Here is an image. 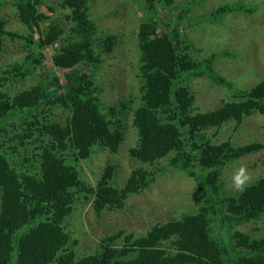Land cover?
<instances>
[{
  "label": "trees",
  "instance_id": "trees-1",
  "mask_svg": "<svg viewBox=\"0 0 264 264\" xmlns=\"http://www.w3.org/2000/svg\"><path fill=\"white\" fill-rule=\"evenodd\" d=\"M88 1H59L69 11L66 26L39 11L41 0H0L19 25L7 29L0 17V53L8 43L19 52L0 69V264H264V176L243 192L223 179L226 166L264 143L212 141L228 120L264 114V77L235 89L215 68L232 50L193 55L197 47L170 14L176 10L185 20L198 0H143L135 44L138 99L107 104L93 74L113 54L117 35L99 28ZM258 8L246 0L225 2L191 20ZM55 44L53 66L72 70L64 82L41 66V50ZM200 76L225 85L232 96L200 110L189 83ZM128 112L134 129L128 155L138 165L122 179L113 163L102 166L94 183L84 179L77 164L95 152L118 151L126 139L120 116ZM163 159L193 180L197 199L146 232L103 234L91 251L78 254L71 228L77 205L89 202L98 215L122 209L155 181ZM247 224L251 230L238 228Z\"/></svg>",
  "mask_w": 264,
  "mask_h": 264
},
{
  "label": "rangeland",
  "instance_id": "rangeland-1",
  "mask_svg": "<svg viewBox=\"0 0 264 264\" xmlns=\"http://www.w3.org/2000/svg\"><path fill=\"white\" fill-rule=\"evenodd\" d=\"M59 1L41 0L38 8L39 11L57 18L67 26L69 24L64 19V14L69 11L58 7ZM142 1H88V13L99 28L117 35L118 42L113 54L103 57L104 60L98 64L93 74L96 83L102 85L100 98L107 104H115L121 100L129 101L133 97L136 101L138 99L140 82L137 77L138 64L135 56L138 50L135 44L137 25L144 16L141 9ZM235 1L237 0H198L192 5V11L187 16L190 25H188V18L185 17V20H182V16L179 18L176 10H173L170 15L180 33L189 37L197 47L193 51L195 57L206 56L212 51L226 48L232 50L234 56H219L215 62V68L220 75L232 83L235 89L249 88L264 77V0H246L255 7L259 5V8L251 13L231 10L232 12L222 14L220 20L217 21L209 19V16L204 19L200 18L197 22L191 20V16L194 18L200 13L208 14L217 5ZM51 7L55 10L52 11ZM185 7L189 9L188 7L191 6L186 5ZM177 10L180 11L179 8ZM158 11L159 14L164 13L161 8H158ZM0 17L5 19L7 29L19 30V25L14 18L9 17L7 11L1 10V6ZM44 24H47V21L43 22ZM55 46L56 44L41 50V66L44 69L47 68L50 74L59 76L64 82L67 78L66 74L71 73L72 70L53 66L51 56L56 51ZM17 57H19V52L8 43L0 53V69L7 61H12ZM29 82L30 79L26 77L24 84L27 85ZM189 83L195 93L196 105L200 106V110L212 109L232 96V91L225 85L216 84L205 76L190 78ZM120 118H122L125 141L116 153L95 152L92 153L89 161L77 164L84 179L94 183L101 173L102 166L108 163L116 165V171L120 174L119 179H122L130 168L138 165L128 155V148L133 143L132 112ZM214 129L210 127L207 131L211 133ZM228 138L235 144L256 140L264 143V114L252 113L239 123L233 119L228 120L217 130L212 141L218 142ZM161 163L164 166V172L159 170L150 187L140 194L131 195L122 209H104L98 215L89 202L77 205L72 217L71 228L72 237L79 242L78 254L91 251L103 234L112 235L123 229L128 232H146L153 223L172 219L176 215L175 209L180 210L189 201L197 199L193 180L184 172L169 166L166 159H163ZM241 165L247 168L251 180L257 176H264V148L224 168L223 179H225L227 188L232 191L236 190L232 183L234 170ZM167 168L172 171L169 172ZM238 228L248 231L251 230V225L247 224Z\"/></svg>",
  "mask_w": 264,
  "mask_h": 264
},
{
  "label": "clouds",
  "instance_id": "clouds-1",
  "mask_svg": "<svg viewBox=\"0 0 264 264\" xmlns=\"http://www.w3.org/2000/svg\"><path fill=\"white\" fill-rule=\"evenodd\" d=\"M250 180L251 177L248 173V170L243 165L234 170L232 183L237 191L243 192L244 189L249 185Z\"/></svg>",
  "mask_w": 264,
  "mask_h": 264
}]
</instances>
